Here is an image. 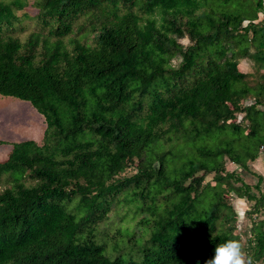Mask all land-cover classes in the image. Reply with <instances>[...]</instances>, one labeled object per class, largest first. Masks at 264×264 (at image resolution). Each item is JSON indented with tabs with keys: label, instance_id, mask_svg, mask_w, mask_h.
<instances>
[{
	"label": "trees",
	"instance_id": "obj_1",
	"mask_svg": "<svg viewBox=\"0 0 264 264\" xmlns=\"http://www.w3.org/2000/svg\"><path fill=\"white\" fill-rule=\"evenodd\" d=\"M0 94L45 123L0 159V264H205L243 243L232 192L264 262L263 174L225 166L264 159V0H0Z\"/></svg>",
	"mask_w": 264,
	"mask_h": 264
},
{
	"label": "rangeland",
	"instance_id": "obj_2",
	"mask_svg": "<svg viewBox=\"0 0 264 264\" xmlns=\"http://www.w3.org/2000/svg\"><path fill=\"white\" fill-rule=\"evenodd\" d=\"M29 1L31 2L32 0ZM25 9L30 13L34 12L32 6H26ZM80 21L81 19L79 22ZM28 27L31 28L32 26L30 25ZM23 36L24 34L22 33L21 37ZM69 36L79 37V34H77V27H75L74 32ZM90 39L91 34H87L86 40L90 41ZM182 41L186 43L187 38L182 39ZM44 126L45 123L42 114L39 113L28 101L0 94V159L6 157L7 151H9L11 143L14 141L34 139L36 142L40 143ZM177 161L180 162L181 160L177 159ZM225 166L227 170L235 169L237 174H241L240 177H243L245 183L252 185L257 181V174H263V181L259 186L260 189L264 190V159L261 154H259V157L250 165L252 170L248 171L241 167L242 170L239 173L237 165L228 159H226ZM132 171V168H127L124 173L129 174ZM207 178H212V175H208ZM224 184L226 185L227 183ZM240 184L241 182H236L237 186H240ZM253 190L258 191L256 188H253ZM228 201L232 202L236 208L237 228L242 235L241 238L243 243H245L247 237H249V228L251 225V219L246 211L250 209L251 202L245 197L238 198L235 192L230 193ZM240 213L243 215H240ZM132 214L133 213L124 205L121 209L114 208L109 212L107 220L100 223L94 229L95 237L99 240L105 241L108 246H110L116 238H127L126 235H122L117 229L121 230L124 226H128L129 228L134 227L140 215L134 213L132 216ZM188 227H190L189 223ZM139 231L140 227H137L135 236L140 234ZM179 237L187 239L190 237L192 238L193 236L190 230H183L179 233ZM129 245L131 247L134 246L133 239L129 241ZM124 251H128V248ZM262 264H264V262Z\"/></svg>",
	"mask_w": 264,
	"mask_h": 264
},
{
	"label": "clouds",
	"instance_id": "obj_3",
	"mask_svg": "<svg viewBox=\"0 0 264 264\" xmlns=\"http://www.w3.org/2000/svg\"><path fill=\"white\" fill-rule=\"evenodd\" d=\"M205 264H255V262L244 251V245L240 240L229 239L216 245L214 255L207 259Z\"/></svg>",
	"mask_w": 264,
	"mask_h": 264
},
{
	"label": "crops",
	"instance_id": "obj_4",
	"mask_svg": "<svg viewBox=\"0 0 264 264\" xmlns=\"http://www.w3.org/2000/svg\"><path fill=\"white\" fill-rule=\"evenodd\" d=\"M8 152V151H7ZM7 155V154H6ZM5 158V157H4Z\"/></svg>",
	"mask_w": 264,
	"mask_h": 264
}]
</instances>
